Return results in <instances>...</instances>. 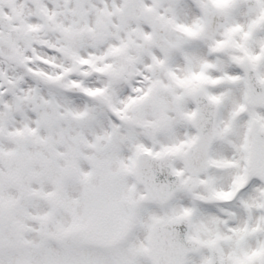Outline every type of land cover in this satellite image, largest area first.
Returning a JSON list of instances; mask_svg holds the SVG:
<instances>
[{
  "label": "snow or ice",
  "instance_id": "6c2138e0",
  "mask_svg": "<svg viewBox=\"0 0 264 264\" xmlns=\"http://www.w3.org/2000/svg\"><path fill=\"white\" fill-rule=\"evenodd\" d=\"M0 264H264V0H0Z\"/></svg>",
  "mask_w": 264,
  "mask_h": 264
}]
</instances>
